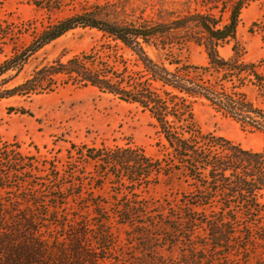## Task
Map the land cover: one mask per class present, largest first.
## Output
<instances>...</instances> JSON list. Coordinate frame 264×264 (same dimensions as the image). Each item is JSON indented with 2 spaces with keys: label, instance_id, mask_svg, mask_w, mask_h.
<instances>
[{
  "label": "trees",
  "instance_id": "obj_1",
  "mask_svg": "<svg viewBox=\"0 0 264 264\" xmlns=\"http://www.w3.org/2000/svg\"><path fill=\"white\" fill-rule=\"evenodd\" d=\"M127 3L106 0L60 18L39 33L35 49L76 27L94 29L138 56L151 80L192 97L195 86L187 74L170 70L145 50L157 42L168 52L175 42L191 41L203 46L209 69L246 73L264 83L253 65L239 60L235 32L244 0L233 3L222 26L208 13L159 5L147 17L144 9L136 12ZM229 39L233 53L223 58L217 47ZM26 58L21 51L0 62V99L51 87L54 75L63 73L147 111L156 120L152 126L163 153L153 158L130 146L91 149L94 154L87 157L103 170L90 177L98 184L85 188L83 177L73 172L67 183L54 165L37 171L20 153L0 152V264H249L264 253V146L253 151L204 135L190 128L189 105H169L149 84L122 85V77L88 68L83 56L44 65L13 83ZM244 104L252 129L264 130V111ZM110 179L117 186L111 200L87 198ZM158 180L167 187L182 186L185 193L144 199L141 193Z\"/></svg>",
  "mask_w": 264,
  "mask_h": 264
},
{
  "label": "rangeland",
  "instance_id": "obj_2",
  "mask_svg": "<svg viewBox=\"0 0 264 264\" xmlns=\"http://www.w3.org/2000/svg\"><path fill=\"white\" fill-rule=\"evenodd\" d=\"M104 1L0 0V62L21 51L27 55L21 71L12 79L13 83L22 82L44 65H54L57 60L65 64L75 56H83L88 68L97 66L110 71L122 77V85L127 81L149 84V88H155L158 95L168 99L169 105H189L193 114L190 128L198 129L204 135L224 137L244 149H262L264 130L252 129V116L247 118L242 111L247 107L245 102L264 111V83L246 73L209 69L202 45L191 41L175 42L168 52L160 49L157 42L145 47L153 60L162 62L172 71L187 74L186 78L195 86L192 97L170 91L151 80L138 56L119 41L94 29L76 27L35 49L39 33L48 25ZM235 1L128 0L127 7L136 9V12L144 9L143 15L147 17L154 16L159 5L180 12L199 11L217 17L222 26L229 21ZM235 35L241 65H253L257 73L264 76V0H244ZM232 44L230 39L220 42L217 47L219 55L230 57ZM54 79L51 87L0 99L2 154L5 151H11L12 155L20 153L25 157L26 165L36 167L37 171L51 169L54 165L61 181L67 183L73 172L76 177H83L85 188L97 185L90 177L103 170L87 157L94 154L91 149L130 146L142 150L147 156L161 157L163 150L159 135L152 126L156 120L147 111L143 112L135 104L94 86L75 83L66 74L54 75ZM167 118L170 120L171 116ZM153 183L141 193L144 199H171L174 193H185L182 186L167 187L162 180ZM116 188L115 180L110 179L102 189H91L87 198L111 200L110 195ZM261 202L264 205V197ZM119 233L124 242L126 236L122 229ZM262 258L264 253L256 255L249 264H260Z\"/></svg>",
  "mask_w": 264,
  "mask_h": 264
}]
</instances>
